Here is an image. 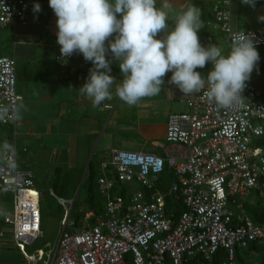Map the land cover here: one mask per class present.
I'll return each mask as SVG.
<instances>
[{"label": "built area", "instance_id": "1", "mask_svg": "<svg viewBox=\"0 0 264 264\" xmlns=\"http://www.w3.org/2000/svg\"><path fill=\"white\" fill-rule=\"evenodd\" d=\"M31 1L0 0V29L23 20ZM213 11L228 42L244 32L255 47H264V18L253 29L234 31L229 0L216 1ZM73 55L62 59L59 50L55 58L62 64ZM15 66L13 57L0 54V106L9 109L2 123L16 122L21 96ZM245 84L243 98L227 108L209 102L205 90L185 99V110L168 115L161 154L112 148L96 179L103 214L90 224L94 212L88 211L77 225L69 213L73 200L58 197L62 229L47 253L25 249L42 234L40 193L33 172L17 165L12 131L1 148L0 189L13 195L5 220L23 264H186L197 254L211 259L218 250L226 251L219 264H248L236 251L252 242L264 246V221L250 218L237 195L256 190L264 197V93ZM166 169L171 180L161 191L157 182ZM132 181L138 188L121 196L117 183ZM166 195L184 207L178 216L167 208Z\"/></svg>", "mask_w": 264, "mask_h": 264}, {"label": "crops", "instance_id": "2", "mask_svg": "<svg viewBox=\"0 0 264 264\" xmlns=\"http://www.w3.org/2000/svg\"><path fill=\"white\" fill-rule=\"evenodd\" d=\"M216 1L206 5L199 3L200 0H157L156 7L168 14L171 25L175 14L195 5L201 14L202 28L198 36L202 46L216 44L222 49L217 36L223 37L225 46L230 42L215 23L213 4ZM229 1L230 25L234 31L253 29L264 18V0H255L254 6L241 0ZM47 2L31 1L26 17L13 25L19 24L20 32L16 30L18 41L12 55L7 56L13 57L16 62L17 81L20 80L17 90L21 96L18 106L23 107L15 123L0 122V156L3 142L12 140L13 132L17 165L21 169L31 170L33 175L34 168L42 171L46 167L57 174L62 168L68 172L69 168L81 169L86 162L88 167L90 161L98 169L102 161L108 160L112 148L161 153L169 113L185 110L184 100L196 93L182 94L169 83L172 75L169 72L164 77L161 92L143 98L136 105L129 106L122 101L115 94L114 85L111 89L112 99L93 107L90 98L78 91L86 82L93 65L79 53L63 60L62 64L56 60L55 56L60 50L56 36L57 17ZM35 4L40 5L39 12H34ZM165 4L169 7H165ZM44 22L47 34H36L35 25ZM8 27L12 26L4 28ZM28 36L32 38L28 39ZM107 58L112 60L111 55ZM110 66V75L119 83L122 79L119 62L112 60ZM211 68V63H207L196 71L206 78ZM95 155L99 156L98 162L94 161ZM55 175L52 179H55ZM49 190L54 193L51 185ZM12 209V193L0 189V251L9 248L8 234L10 232L12 236V232L5 218L11 216ZM23 262L22 259L16 264Z\"/></svg>", "mask_w": 264, "mask_h": 264}, {"label": "clouds", "instance_id": "3", "mask_svg": "<svg viewBox=\"0 0 264 264\" xmlns=\"http://www.w3.org/2000/svg\"><path fill=\"white\" fill-rule=\"evenodd\" d=\"M57 17L61 58L82 54L93 65L78 91L100 106L115 94L129 106L161 92L164 77L182 94L204 91L209 102L230 107L243 97L260 56L244 32L231 37L225 54L216 44L202 46L198 32L201 14L195 5L172 17L156 7L157 0H48ZM251 6L255 0H241ZM165 7L169 5L165 4ZM34 12L41 10L39 4ZM119 62L122 79L110 75L112 60ZM211 63L206 78L196 71ZM23 105L15 108L16 118ZM9 109L0 106V120Z\"/></svg>", "mask_w": 264, "mask_h": 264}, {"label": "rangeland", "instance_id": "4", "mask_svg": "<svg viewBox=\"0 0 264 264\" xmlns=\"http://www.w3.org/2000/svg\"><path fill=\"white\" fill-rule=\"evenodd\" d=\"M212 1L213 0H200L199 3H205L206 5H210ZM47 4L49 5V2H47ZM11 26L12 27L0 29V54L12 55L13 48L16 46L15 43L18 41L19 36L16 35V30H18L19 24L15 27L13 25ZM45 26V22L42 24L39 23L35 25L36 34H47ZM48 28L49 27L47 26L46 29L48 30ZM19 32L20 30H18V33ZM50 33L52 32L50 31ZM218 33L220 34V32ZM29 38L32 37L28 36V39ZM216 39L220 41L222 51L226 54L229 49L230 43L228 44V46H225L223 37L221 35L217 36ZM256 49L259 53L260 59L253 72L251 73L250 79L248 81L257 86L264 93V47H256ZM17 83H20V80H18ZM98 157V155H95V162H98ZM86 164L83 168L77 170L69 168V172L66 171L65 168H62L58 170L57 174L55 173V171L53 173L51 169L46 167H44L42 171H40L38 168L33 169L35 188H37L40 192V208L42 212V234L30 245L25 246V249L28 253L37 255L38 248L42 249L45 253H47L49 249H54V247L56 246L57 239L62 229L60 218L62 217L64 210L61 206H59L60 204L58 197H70L71 199H73L75 194L79 193V195H76V197H78V200H83V198L85 197V189L89 183L88 175L86 174ZM65 172L68 173L64 174ZM53 175H55V179H52ZM169 179L170 177L168 178V180ZM50 185L55 188V192L60 196H57L55 193L54 195L52 194V192L49 190ZM126 186H130L131 190H135L136 188H138V183L132 181L130 183H127ZM257 195L258 194L252 193L251 196L246 197V200L252 203L253 205H256V200L260 198ZM260 200L261 203L264 204V197H261ZM86 209L87 205L85 204L79 207V212L82 215L81 218H83V212ZM70 218L75 220L73 218V215ZM10 227L9 229H11ZM8 239H10L9 241H7V245L9 247H7L8 250L4 249V251H0V264H16L17 262H22L23 256L18 252L10 232L8 234ZM237 253L240 254L245 263L253 264L254 262H258L259 264H261L260 261L264 257V247H258L257 249L238 248ZM38 264L43 263L39 261Z\"/></svg>", "mask_w": 264, "mask_h": 264}, {"label": "trees", "instance_id": "5", "mask_svg": "<svg viewBox=\"0 0 264 264\" xmlns=\"http://www.w3.org/2000/svg\"><path fill=\"white\" fill-rule=\"evenodd\" d=\"M100 169H96L93 165H92V161H90L89 166L87 167V172L86 174L88 175V180L89 183L85 189L84 195L85 197L83 198V200H78V197H76L74 203H73V207L70 211V217L73 215V218L75 219L77 225H79L81 223V213L79 212V207H81V205L83 206L84 204L87 205V209L83 212V214H85L88 211H93L94 212V216L90 217L88 219V222L90 224H93L95 222V215H99V214H103V210H104V199L103 197L99 194V191L97 189V184H96V179H97V175L99 173ZM170 177V179L168 180V178ZM171 180V174L170 172L166 169L159 177L158 179V186L159 188H161V191H167L168 189V184L169 181ZM55 185V184H54ZM117 187L120 189L119 190V194L121 196H127V194L125 193L126 189H131L130 186H126L125 185H120L117 183ZM54 193L57 196L58 195L55 192V188L53 187ZM258 194L256 190H251V192L245 196L242 197L240 195H237V199L238 201H241L243 204V209L244 212L250 217L252 218L254 221L256 222H263L264 221V204L261 203L260 198L263 196H260L259 194L257 195L258 197H260L258 200H256V205H253L252 203H250L249 201L246 200V197L251 196V194ZM79 195V193L77 194ZM167 196V208L168 209H172L174 211V213L176 214V216H178V214L183 210V206L180 204V202L178 201H172L171 198ZM62 197V196H60ZM69 199H71L69 197ZM61 206V205H59ZM63 216V214H62ZM84 216V215H83ZM62 218V217H61ZM60 218V219H61ZM258 247H264L263 245L257 243V242H252L248 247L246 248H250V249H257ZM236 256L238 258V260H240L241 262H244V260L242 259V257L240 256V254L237 253L236 251ZM226 257V251L225 250H218L216 253H214L212 255L211 259H206L204 256H202L201 254H197V256H194L192 258L189 259V261L186 264H219V261ZM257 264H259L258 262H256ZM261 264H264V257L261 259L260 261Z\"/></svg>", "mask_w": 264, "mask_h": 264}, {"label": "water", "instance_id": "6", "mask_svg": "<svg viewBox=\"0 0 264 264\" xmlns=\"http://www.w3.org/2000/svg\"><path fill=\"white\" fill-rule=\"evenodd\" d=\"M76 195H77V194H75V196H74L73 199H72V200H73V203H74V201H75V199H76ZM73 203H72V205L70 206V211H71V209H72V207H73ZM70 211H69V213H70Z\"/></svg>", "mask_w": 264, "mask_h": 264}]
</instances>
